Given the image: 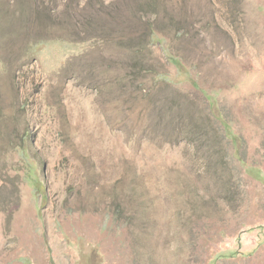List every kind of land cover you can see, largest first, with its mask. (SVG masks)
I'll use <instances>...</instances> for the list:
<instances>
[{
  "label": "rangeland",
  "instance_id": "374dc122",
  "mask_svg": "<svg viewBox=\"0 0 264 264\" xmlns=\"http://www.w3.org/2000/svg\"><path fill=\"white\" fill-rule=\"evenodd\" d=\"M0 264H264V0H0Z\"/></svg>",
  "mask_w": 264,
  "mask_h": 264
}]
</instances>
